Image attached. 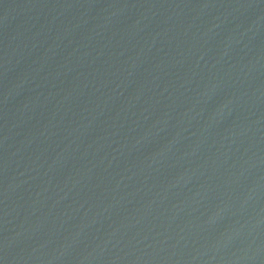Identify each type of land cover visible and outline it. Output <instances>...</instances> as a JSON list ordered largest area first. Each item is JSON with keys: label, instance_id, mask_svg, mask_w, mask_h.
Instances as JSON below:
<instances>
[{"label": "water", "instance_id": "95a60500", "mask_svg": "<svg viewBox=\"0 0 264 264\" xmlns=\"http://www.w3.org/2000/svg\"><path fill=\"white\" fill-rule=\"evenodd\" d=\"M0 264H264V0H0Z\"/></svg>", "mask_w": 264, "mask_h": 264}]
</instances>
